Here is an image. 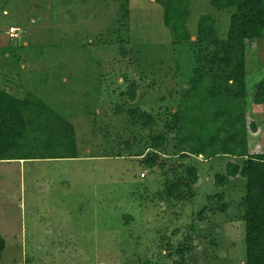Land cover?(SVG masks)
Returning <instances> with one entry per match:
<instances>
[{"label": "rangeland", "instance_id": "374dc122", "mask_svg": "<svg viewBox=\"0 0 264 264\" xmlns=\"http://www.w3.org/2000/svg\"><path fill=\"white\" fill-rule=\"evenodd\" d=\"M189 11L185 42L156 0H0V90L70 123L79 158L0 162V264H245V181L213 184L245 158L180 155L165 129L201 68L198 19L224 38L232 14L210 0H189ZM243 55L246 144L262 154L264 103L253 98L264 38L246 40ZM156 134L166 142L149 168Z\"/></svg>", "mask_w": 264, "mask_h": 264}, {"label": "trees", "instance_id": "16d2710c", "mask_svg": "<svg viewBox=\"0 0 264 264\" xmlns=\"http://www.w3.org/2000/svg\"><path fill=\"white\" fill-rule=\"evenodd\" d=\"M163 8V25L175 40L188 42L186 26L189 0H156ZM217 11L232 10L224 38H218L215 21L203 15L196 24L199 67L181 98L171 124L180 155L212 159L215 156L245 158L242 165L227 162L225 173L214 177V186H226L240 177L245 181L242 219L245 225V264H264V153L249 154L246 144L247 87L244 73L245 41L264 38V0H210ZM211 51H208L209 47ZM208 54L203 62L204 53ZM253 101L264 103V82L255 85ZM132 117L135 111L129 112ZM142 128L154 126L147 114L138 116ZM249 129L255 131L254 122ZM166 140L156 134L148 149L152 168ZM73 126L34 96L16 98L0 90V161L75 159ZM198 181L189 169V184ZM224 209V208H223ZM4 243L0 240V253Z\"/></svg>", "mask_w": 264, "mask_h": 264}, {"label": "crops", "instance_id": "0c3cea01", "mask_svg": "<svg viewBox=\"0 0 264 264\" xmlns=\"http://www.w3.org/2000/svg\"><path fill=\"white\" fill-rule=\"evenodd\" d=\"M75 159H79V158H75ZM75 159H45V160H47V161H56V160H75ZM230 159H229V161H231ZM14 161H19V164H24L27 160H7V161H0V162H14Z\"/></svg>", "mask_w": 264, "mask_h": 264}]
</instances>
